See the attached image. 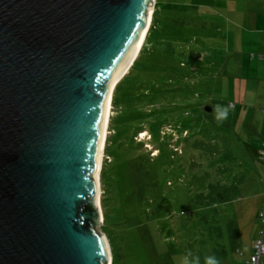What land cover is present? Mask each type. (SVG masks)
I'll return each instance as SVG.
<instances>
[{
  "label": "rangeland",
  "instance_id": "rangeland-1",
  "mask_svg": "<svg viewBox=\"0 0 264 264\" xmlns=\"http://www.w3.org/2000/svg\"><path fill=\"white\" fill-rule=\"evenodd\" d=\"M263 5L153 0L144 47L111 94L98 226L110 264L248 260L263 230ZM216 105L229 109L222 123Z\"/></svg>",
  "mask_w": 264,
  "mask_h": 264
},
{
  "label": "water",
  "instance_id": "water-1",
  "mask_svg": "<svg viewBox=\"0 0 264 264\" xmlns=\"http://www.w3.org/2000/svg\"><path fill=\"white\" fill-rule=\"evenodd\" d=\"M152 5L0 0V264H110L98 231L106 119Z\"/></svg>",
  "mask_w": 264,
  "mask_h": 264
},
{
  "label": "built area",
  "instance_id": "built-area-1",
  "mask_svg": "<svg viewBox=\"0 0 264 264\" xmlns=\"http://www.w3.org/2000/svg\"><path fill=\"white\" fill-rule=\"evenodd\" d=\"M258 219L263 230L261 232L258 231V237L253 241L251 254L245 264H262V257L264 255V205L258 212Z\"/></svg>",
  "mask_w": 264,
  "mask_h": 264
},
{
  "label": "bare ground",
  "instance_id": "bare-ground-1",
  "mask_svg": "<svg viewBox=\"0 0 264 264\" xmlns=\"http://www.w3.org/2000/svg\"><path fill=\"white\" fill-rule=\"evenodd\" d=\"M151 20H152V9H151V13H150V18H149V22H148V27H147V29H146V31H145V34H144V36H143V38H142V41H141V43H140V45H139V47H138V50H137V52H136L134 58L132 59V61H131L130 64L128 65V67L126 68V70H125V71L123 72V74L120 76V78H121V77L127 72L128 68L130 67L131 63L133 62V60L135 59V57L137 56V54L139 53V51H140L141 49H143V47H144V46H143V43H144L145 38H146V36H147V32H148V29H149V27H150ZM120 78H119V79H120ZM119 79H118V80H119ZM118 80H117V81H118ZM117 81H116V82H117ZM116 82L114 83V85L116 84ZM114 85H113V87H114ZM112 90H113V88H112ZM111 94H112V91H111ZM111 98H112V96H110L109 107H108V113H107V119H106V126H105L104 139H103L102 152H101V161H100V166H99V171H98V184H99V173H100L101 163H102V153H103V148H104V142H105V138H106V134H107V126H108L109 116H110V113H111ZM142 136H145V134H142ZM99 197H100V194L98 195V203H99V208H100V200H99ZM100 211H101V209H100ZM101 220H102V214H101ZM103 237H104V239H105V241H106V244H107V247H108V250H109V245H108L107 239H106V237H105L104 235H103Z\"/></svg>",
  "mask_w": 264,
  "mask_h": 264
},
{
  "label": "clouds",
  "instance_id": "clouds-1",
  "mask_svg": "<svg viewBox=\"0 0 264 264\" xmlns=\"http://www.w3.org/2000/svg\"><path fill=\"white\" fill-rule=\"evenodd\" d=\"M214 111L216 113V119L218 122H223L228 118L229 115V109L227 107H223L221 105H216L214 108ZM153 155H156L154 153ZM192 253L189 252L187 254V257H191ZM185 258L184 264H189L188 258ZM195 264H199V257H194ZM205 264H219V261L216 259L215 256H208L205 258Z\"/></svg>",
  "mask_w": 264,
  "mask_h": 264
},
{
  "label": "trees",
  "instance_id": "trees-1",
  "mask_svg": "<svg viewBox=\"0 0 264 264\" xmlns=\"http://www.w3.org/2000/svg\"><path fill=\"white\" fill-rule=\"evenodd\" d=\"M133 65V64H132ZM152 99V98H151ZM149 102V101H147ZM154 102V101H153ZM152 103H150L149 105H151ZM143 107V108H142ZM144 109H146L143 105L141 107H139L138 112L139 113H144ZM82 212H92L94 213L95 210H94V207L93 205L91 204V200L88 199V202L82 207ZM86 223L88 224L89 228L91 229H96L97 227V219H96V216H93L91 218H89Z\"/></svg>",
  "mask_w": 264,
  "mask_h": 264
},
{
  "label": "crops",
  "instance_id": "crops-1",
  "mask_svg": "<svg viewBox=\"0 0 264 264\" xmlns=\"http://www.w3.org/2000/svg\"><path fill=\"white\" fill-rule=\"evenodd\" d=\"M263 7H264V5H263ZM255 26H256V28H257V30H262V29H264V16H262L261 18H258V20H256V22H255ZM262 45L264 46V40H263V42H262ZM258 75H261L262 77L264 76V75H262L261 73H260V69H258ZM264 205V204H263ZM262 205V206H263ZM261 206V207H262ZM251 254V253H250ZM247 261V259H245V261H244V264H245V262ZM237 264V263H236Z\"/></svg>",
  "mask_w": 264,
  "mask_h": 264
}]
</instances>
